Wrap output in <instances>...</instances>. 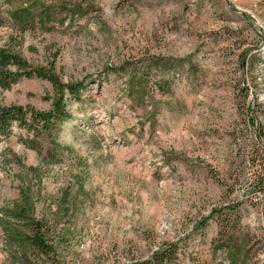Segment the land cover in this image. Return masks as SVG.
Here are the masks:
<instances>
[{
	"label": "rangeland",
	"instance_id": "374dc122",
	"mask_svg": "<svg viewBox=\"0 0 264 264\" xmlns=\"http://www.w3.org/2000/svg\"><path fill=\"white\" fill-rule=\"evenodd\" d=\"M0 47L25 64L0 107L48 111L38 70L82 86L0 137V264L23 204L45 264H264V0H0Z\"/></svg>",
	"mask_w": 264,
	"mask_h": 264
},
{
	"label": "trees",
	"instance_id": "16d2710c",
	"mask_svg": "<svg viewBox=\"0 0 264 264\" xmlns=\"http://www.w3.org/2000/svg\"><path fill=\"white\" fill-rule=\"evenodd\" d=\"M11 66H15L16 70L12 71ZM25 67L24 61L14 52L0 47V87L2 89L8 88L13 82L20 77L19 70ZM36 76L47 79L53 87L54 96L52 107L48 111L35 112L32 109H25L21 106H6L0 107V137L6 136L13 122L24 126L27 124L26 120L29 117L30 123L41 124L42 129L52 127V121H59L67 117L64 101V89L66 88L70 96H79V91L82 89L81 85H65L60 84L56 77L48 72L36 71ZM30 76L29 72L24 73ZM247 95V90H242ZM29 112V114H28ZM51 123V124H50ZM14 214L21 218L24 228L20 230L19 234L7 232L10 236L20 240L16 249L17 258L13 264H45L44 258L49 260L55 253V245L49 238L50 228L42 222L32 217L30 208L23 204ZM176 246L173 243H168L156 252L145 259L131 261L127 264H171L176 257ZM33 253L35 259L29 258V254ZM41 257V258H40Z\"/></svg>",
	"mask_w": 264,
	"mask_h": 264
}]
</instances>
